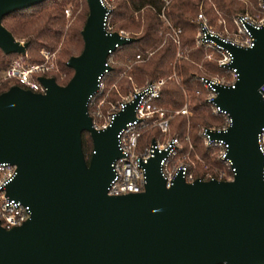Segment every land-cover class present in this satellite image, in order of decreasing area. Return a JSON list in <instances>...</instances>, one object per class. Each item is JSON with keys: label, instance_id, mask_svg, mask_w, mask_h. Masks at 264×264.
I'll return each instance as SVG.
<instances>
[{"label": "water", "instance_id": "obj_1", "mask_svg": "<svg viewBox=\"0 0 264 264\" xmlns=\"http://www.w3.org/2000/svg\"><path fill=\"white\" fill-rule=\"evenodd\" d=\"M44 0H0V47L27 53L3 23L13 11ZM84 47L68 65L66 84L41 75L45 92L19 84L0 93V162L17 166L8 194L30 205L20 225L0 223V264H264V154L258 134L264 127V25L252 27L254 44L227 45L239 76L234 86L216 84V102L231 125L213 131L228 143L232 179L188 182L179 174L168 186L156 152L145 163L140 192L109 194L113 162L122 155L118 134L135 119L138 99L127 103L106 128H96L90 96L117 45L131 42L105 27L109 8L87 0ZM93 151L86 157L83 132Z\"/></svg>", "mask_w": 264, "mask_h": 264}, {"label": "trees", "instance_id": "obj_2", "mask_svg": "<svg viewBox=\"0 0 264 264\" xmlns=\"http://www.w3.org/2000/svg\"><path fill=\"white\" fill-rule=\"evenodd\" d=\"M71 1L75 3L76 11L79 10V13L67 30L66 39L57 58L59 69L48 73L55 76L61 84H66L75 71L67 61L72 55L79 54L84 47L82 29L89 14L88 1L44 0L3 17L6 27L18 39L25 38L28 42L27 59L42 61L44 56L39 52L40 46L44 45L50 51H55L61 42L66 25L65 5ZM113 2L115 7L110 20L114 27L135 33L132 34L135 39L116 48L113 56L119 59L141 53L143 58L136 60L132 69L128 71V74L133 75L141 83L176 72V77L168 79L164 84L160 102L174 111L188 102L192 114H176L170 121L168 135L184 138L186 133H189L196 151L210 168L227 169L225 161L219 158L220 148L208 147L200 134L203 126H221L225 119L222 115L215 114L206 100L207 90L201 81V76L211 77V72L223 71V69L219 66L218 53L209 57L207 53L210 49L197 44L199 24L196 18L199 12L203 11L212 26L222 29L224 24L219 22L222 18L231 23L239 12L251 10L252 13L257 14L258 0H171L166 6L165 0H113ZM164 7L165 14L172 21L173 26L181 29L180 45L175 42L173 30L165 26V20L161 16ZM138 31L140 34L137 33ZM78 47L81 48L77 51ZM148 50L153 51V54L148 56ZM18 55L19 53L7 54L0 47V67L6 68ZM122 70V66L113 63V69L107 80L108 85ZM125 81H127L126 77L119 80V82ZM14 84L17 82L4 83L0 86V93ZM116 99L117 91L112 88L102 105L104 112L111 108V103ZM89 109L93 113L94 106L90 105ZM153 134L158 135L157 131L147 132L144 138L152 137ZM86 136L93 141L90 132L84 131L85 153Z\"/></svg>", "mask_w": 264, "mask_h": 264}, {"label": "built area", "instance_id": "obj_3", "mask_svg": "<svg viewBox=\"0 0 264 264\" xmlns=\"http://www.w3.org/2000/svg\"><path fill=\"white\" fill-rule=\"evenodd\" d=\"M102 2L109 8L106 16L105 27L109 31L115 30L111 24L112 6L107 0ZM171 0H165V6ZM264 8V0L261 2ZM162 10V18L166 24L173 26L171 20ZM69 13V9H66ZM235 30L230 33L219 32L208 21L203 11L199 12L196 21L199 24L197 33V44L203 45L211 49L209 57L219 54V66L223 69L218 75L206 77L201 76V81L207 90V102L210 104L215 114L224 117V123L221 126H203L200 134L203 136L204 142L208 147L218 146L220 148L219 158L223 159L227 164V169L217 170L216 167L210 168V165L196 151L194 143L189 133L182 138L178 135L169 136L170 121L178 113L192 114L188 106V102L180 108L171 110L160 102L162 97V88L168 79H172L173 74L158 79L148 80L144 84L135 85L133 89L120 100L111 103V108L104 112L103 103L107 99V95L111 88L115 86L118 89V83L112 82L108 85V76L113 69L115 58L113 51L108 56V64L112 68H107L99 77V88L90 96L89 106L93 105V123L98 129L106 128L114 119L117 112L124 109L127 103L138 99L135 106L136 117L128 121L118 134L119 147L122 155L113 162L114 178L108 186L109 194H124L129 192H140L145 189L147 182V174L145 163L156 154V152H165L161 159L160 169L162 176L166 179L167 185L170 186L174 179L182 174L188 182L195 179H232L235 169L230 159L226 158L229 143L223 138L213 136V131L227 129L232 123L230 113L221 108L216 102L218 94L216 84L234 86L239 72L237 67L231 66L233 62V52L227 45L229 42L238 46H251L254 44V35L252 27L259 28L264 25V16L259 17L248 11L239 12L234 17ZM174 27V26H173ZM126 37H131L128 32L121 29L118 30ZM175 41L180 44L179 33L181 29L175 28ZM121 45H117L116 48ZM44 56L42 61H31L27 59V53H19L11 63L3 68L0 72V86L4 83L17 84L38 92H45L46 85L40 80L41 75L51 76L48 73L58 70L56 53L47 48L41 49ZM149 55L153 51H148ZM143 55L138 53L135 60L142 59ZM133 60L131 59L127 66L131 68ZM132 78V76H130ZM262 98L264 100V83L260 86ZM152 137L144 138L147 132L154 133ZM258 142L260 149L264 154V127L258 134ZM17 173L16 164L10 161L0 162V223L6 228H11L22 224L31 215L30 205L22 200L11 197L7 192L8 183L15 177ZM227 264V263H221Z\"/></svg>", "mask_w": 264, "mask_h": 264}, {"label": "rangeland", "instance_id": "obj_4", "mask_svg": "<svg viewBox=\"0 0 264 264\" xmlns=\"http://www.w3.org/2000/svg\"><path fill=\"white\" fill-rule=\"evenodd\" d=\"M107 1L110 3V5L112 6V8L115 7V3L113 2V0H107ZM261 2H262V0H258L259 11L256 12L257 14L252 13L251 10H247V11L250 12L251 14L257 15L259 17L264 16V9L261 7ZM66 9H69V13L66 12ZM78 13H79V10L76 11V6H75V3L74 2L71 1V2L66 3V5H65L66 25L64 27V35L62 36L61 42L58 44L57 48L54 51L56 53V59L59 57L60 50H61V48L63 46V42L66 39L67 30H68L69 26L75 21L76 16H77ZM207 18H208V16H207ZM208 21H209V19H208ZM219 22L224 24V27L222 29H219V28H217V27H215L213 25L214 29L217 30V31H219V32H225V33L230 32V33H232L235 30V28H236L235 23H234V20L231 21V23H229L228 20H225L224 18H222L221 20H219ZM111 24H112L113 28H116L115 30H118L117 27H114V24L112 22H111ZM165 26L170 27L173 30V33H174V36H175L174 27L166 24V22H165ZM119 30H121V29H119ZM123 30H125L126 32H128L130 36H132V34H135L134 32H132L130 30H127V29H123ZM137 33L140 34V31H138ZM20 40L21 41H26L25 38H22ZM178 45H180V44H178ZM43 48H46V46H44V45L40 46L39 52H41V49H43ZM79 48H81V47H78V49H76V50L78 51ZM210 53H211V49L208 51L207 55L210 54ZM148 56H150L149 53H148ZM114 58H115V64L123 67V70L118 73L116 79L113 81V82L118 83V89L115 88V86L113 87V89H116V91H117V99H116V101L117 100H120L124 95L128 94L133 89V87L135 85H137V84L138 85L144 84L148 80H152V79H148L145 82L141 83V82H138L133 77V75L128 74V71H130L132 69V67L131 68H128L127 63L132 59L133 60V65H134V63L136 62V60L134 61V59L136 58V56H126V57L119 58V59L116 58V57H114ZM2 69L3 68L0 67V72H1ZM219 73H222V71H214V72H211L210 75L211 76H215V75H218ZM130 76H132V78ZM122 77H126L127 78V81H125V82H119V80ZM174 77H176V75ZM85 148H86V153H85L86 154V157L87 158H90L91 152L93 151V141L92 140H89L87 138V136L85 137Z\"/></svg>", "mask_w": 264, "mask_h": 264}]
</instances>
